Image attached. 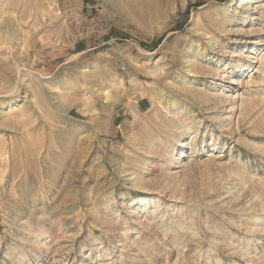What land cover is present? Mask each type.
<instances>
[{
	"label": "rangeland",
	"instance_id": "obj_1",
	"mask_svg": "<svg viewBox=\"0 0 264 264\" xmlns=\"http://www.w3.org/2000/svg\"><path fill=\"white\" fill-rule=\"evenodd\" d=\"M0 264H264V0H0Z\"/></svg>",
	"mask_w": 264,
	"mask_h": 264
}]
</instances>
